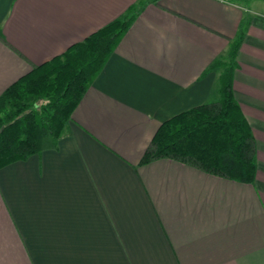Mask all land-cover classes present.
<instances>
[{"label":"crops","instance_id":"obj_1","mask_svg":"<svg viewBox=\"0 0 264 264\" xmlns=\"http://www.w3.org/2000/svg\"><path fill=\"white\" fill-rule=\"evenodd\" d=\"M137 1L0 0V95ZM145 1L56 147L0 168V264H264V13L234 0ZM241 21L232 89L254 138V180L170 158L141 164L163 121L217 99L207 69Z\"/></svg>","mask_w":264,"mask_h":264},{"label":"trees","instance_id":"obj_2","mask_svg":"<svg viewBox=\"0 0 264 264\" xmlns=\"http://www.w3.org/2000/svg\"><path fill=\"white\" fill-rule=\"evenodd\" d=\"M145 3L138 0L124 15L32 67L2 92L0 168L56 147L73 109ZM247 26L248 21L240 22L227 51L208 66V71L218 72L217 99L163 121L141 164L170 158L228 179L254 180V138L232 89L236 56Z\"/></svg>","mask_w":264,"mask_h":264},{"label":"rangeland","instance_id":"obj_3","mask_svg":"<svg viewBox=\"0 0 264 264\" xmlns=\"http://www.w3.org/2000/svg\"><path fill=\"white\" fill-rule=\"evenodd\" d=\"M244 6H249L251 9L257 10L264 13V3L257 0H234ZM252 2V4H250ZM249 10V9H248ZM249 12V11H247Z\"/></svg>","mask_w":264,"mask_h":264}]
</instances>
